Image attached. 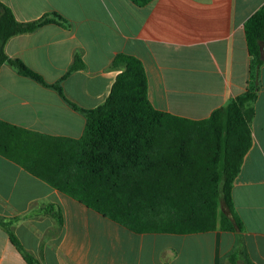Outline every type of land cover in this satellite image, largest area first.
Returning <instances> with one entry per match:
<instances>
[{
    "label": "crops",
    "instance_id": "crops-1",
    "mask_svg": "<svg viewBox=\"0 0 264 264\" xmlns=\"http://www.w3.org/2000/svg\"><path fill=\"white\" fill-rule=\"evenodd\" d=\"M20 22L61 13L66 28L44 25L12 37L10 58L21 59L49 84L69 70L75 54L85 68L61 83L64 95L92 109L108 98L119 73L118 53L138 57L148 75L152 105L201 120L249 86L251 56L245 23L264 0H0ZM264 50V45H263ZM252 121V145L236 176L232 198L244 224L237 232L136 233L87 207L0 155V219L40 264H264V64ZM0 119L52 136L80 138L85 116L51 86L23 76L9 63L0 69ZM52 204L62 222L45 213ZM0 264H27L0 223Z\"/></svg>",
    "mask_w": 264,
    "mask_h": 264
},
{
    "label": "trees",
    "instance_id": "trees-1",
    "mask_svg": "<svg viewBox=\"0 0 264 264\" xmlns=\"http://www.w3.org/2000/svg\"><path fill=\"white\" fill-rule=\"evenodd\" d=\"M131 1L145 6L153 0ZM48 24L71 27L69 19L56 11L20 22L0 1V69L9 63L19 74L53 87L85 116L84 133L77 139L52 136L0 119V155L136 233L244 229L234 207L232 188L252 145L254 103L264 64V6L245 23L251 56L248 88L201 120L156 109L148 97L144 63L126 53H118L112 61L110 67L119 73L103 104L85 109L71 102L61 83L85 68L80 54H75L58 82L49 84L21 59L6 53L12 37ZM44 211L62 222L60 208L49 204ZM0 223L27 264H40L22 247L11 221L1 218ZM241 254L237 245L228 255L229 264H239Z\"/></svg>",
    "mask_w": 264,
    "mask_h": 264
},
{
    "label": "water",
    "instance_id": "water-1",
    "mask_svg": "<svg viewBox=\"0 0 264 264\" xmlns=\"http://www.w3.org/2000/svg\"><path fill=\"white\" fill-rule=\"evenodd\" d=\"M261 57L264 58V50L261 52Z\"/></svg>",
    "mask_w": 264,
    "mask_h": 264
}]
</instances>
